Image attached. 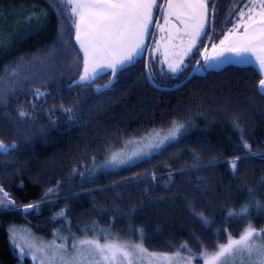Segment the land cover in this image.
Returning <instances> with one entry per match:
<instances>
[{
  "label": "trees",
  "instance_id": "1",
  "mask_svg": "<svg viewBox=\"0 0 264 264\" xmlns=\"http://www.w3.org/2000/svg\"><path fill=\"white\" fill-rule=\"evenodd\" d=\"M228 2L222 6L226 8ZM21 4L34 14L47 15L41 16L39 27L31 20L22 40H15L10 28L2 30L0 36L11 38V43L1 48L0 77L19 57L38 51L46 55L57 44L59 21L49 0H0V10ZM220 4L216 28L224 24L218 17ZM59 46L61 59L52 60L44 75L35 72L5 102L0 96V140L18 145L8 155L0 154V186L17 204L27 205L41 201L60 182L48 202L30 212L0 211V264H18L9 242L12 221L26 222L46 237L66 225L75 230L95 222L137 239L135 229L142 228L144 245L161 252H172L183 241L198 252L196 238L211 249L214 242L227 239L218 229L237 236L246 223L226 221L228 211L238 209L250 194L264 203V155L245 157L241 132L234 127L238 121L243 142L252 152L264 153L260 76L250 67L235 65L221 71L189 67L172 74L158 69V62L144 54L134 66L119 72L109 88L96 92L110 75L90 86L72 85L82 66L74 69L71 62L76 54L70 58ZM146 63L154 80L144 75ZM39 75L43 76L36 78ZM37 89H47V95L36 97ZM62 108L73 110L66 114ZM21 111L26 115L21 116ZM191 120L197 127L149 156L124 167L95 169L97 161L112 148H122L129 138L167 130L173 121ZM235 157L244 158L233 173L225 161ZM17 165L23 167L11 173ZM62 209L65 217L57 216ZM193 212L213 220L210 229L202 227ZM249 219L263 225L264 211L253 210Z\"/></svg>",
  "mask_w": 264,
  "mask_h": 264
},
{
  "label": "snow or ice",
  "instance_id": "2",
  "mask_svg": "<svg viewBox=\"0 0 264 264\" xmlns=\"http://www.w3.org/2000/svg\"><path fill=\"white\" fill-rule=\"evenodd\" d=\"M49 3L59 21L58 46L62 45L70 58L74 52L76 65L82 66V73L78 80L72 81V85L90 86L110 72L108 83L98 86L95 91L109 88L119 72L134 66L142 58L147 47L145 38L153 31L150 25L155 21L156 29L165 33L161 37V41H166L162 63L167 65L169 73L176 74L186 67H193L191 60L196 57L200 58L195 59L194 71L215 70L224 65L251 66L261 76L257 92L264 96V0H235L227 13V22L231 23V27L226 28L218 44L211 43L210 49L205 38L211 42L215 33L217 0H165L164 5L159 0H49ZM156 11L161 13L163 24L156 20ZM46 15L41 12L27 19L36 20L39 27L43 23L41 16ZM10 43L11 38L0 36V48ZM160 47L161 42L157 41L156 51ZM152 63H155L154 58ZM144 75L149 81L154 80L149 63L145 64ZM34 95L42 98L47 95V89H37ZM61 110L70 114L73 109ZM20 115L26 113L21 111ZM234 127L241 132L245 157L264 155L252 152L251 146L243 142V129L238 121L234 122ZM183 128L182 123L173 121L163 135L154 131L148 137L141 138L148 142L140 152H134L127 159L113 153L102 167L123 165L134 157L150 154L152 149L175 140ZM17 147L16 142L5 144L0 141V154L8 155ZM242 158L225 161L233 173L237 171L238 161ZM151 179L157 177L152 176ZM59 183L57 187L49 188L41 201L27 205L17 204L0 186V211L15 209L30 212L40 203L48 202V198L58 190ZM253 210L264 211V203L256 201L255 195L250 194L248 201L238 209L228 211L225 217L230 223H246L238 237H233L227 229H218L227 237L226 242H214L209 249L196 238L200 249L198 252H194L187 241L181 242L171 253L151 252L144 245L142 228L135 229L137 241L121 240L119 234L114 235L108 229H100L91 238L69 241L56 230L54 237L62 241L57 244L55 239L45 241L30 230L13 227L9 229V242L17 250L18 264L27 258L31 259L32 264H193L197 257L202 264H264V228L258 230L251 224L249 218ZM56 215L65 217V210ZM192 215L202 227L210 229L214 223L202 212H193ZM85 227L94 229L98 225L94 222ZM182 251L189 255L182 256Z\"/></svg>",
  "mask_w": 264,
  "mask_h": 264
},
{
  "label": "rangeland",
  "instance_id": "3",
  "mask_svg": "<svg viewBox=\"0 0 264 264\" xmlns=\"http://www.w3.org/2000/svg\"><path fill=\"white\" fill-rule=\"evenodd\" d=\"M159 3L161 5H164L165 0L162 3L159 0ZM10 8L11 9L6 10V11L0 10V33L3 32L2 30H4L5 27H7V28H10L14 32V35H12V36L15 40H22V39H24L23 37L29 33L27 31L30 30V28H27L28 27L27 25H30V21L27 19V17L34 14L33 9L31 10L28 6L22 5V4L19 5L18 7H10ZM229 8H230V4H228L227 7L224 8V9H226L225 10V16L223 19H221V22H220V23H224V24L219 25V28L217 26V30H215L216 34L220 30V28L223 27L224 25L228 24L229 26H231V23L227 22V13H228ZM36 15H40V14H36ZM155 17H156V20H158L160 24L164 23L163 17L159 11H156ZM34 21H36V20H34ZM150 29H152L153 31H151L150 34L145 38V44L147 45V47L145 48L142 55H144V54L147 55L148 58L151 60V62H152V59L154 58L159 64L158 69L163 68V69L167 70V65L162 63V60H163L162 53L164 51L163 45H164V43H166V41H161V37L164 36L165 33H162L158 29H156L155 21L153 22L152 25H150ZM20 30H21V32H20ZM210 30L211 29H210V25H209V31ZM19 32H20V34H19ZM210 33H211V31H210ZM157 41L161 42V47H160L159 51H156V42ZM56 42H57V44L52 47L51 52L46 54V55H45V51H38V52H35L33 54L23 55V56L19 57L13 64L5 67L6 68L4 71L5 73L0 77V96H1L2 102H5V100L8 98V95L10 94V92L16 91L22 87V84L23 85L26 84L27 79L32 78L35 72L41 73L44 75L47 68L48 69L52 68V65H53V63L51 62L52 60L61 59L60 56L62 55V51H61L60 46H58V34H57V41ZM174 42L178 43V41H174ZM206 42H208L207 38H205V43ZM202 46L203 45H201V47ZM17 48H19V46L16 48H13V49L16 50ZM146 49H147V52H149V53L146 52ZM2 53H3V50L0 48V55ZM195 59H197V57L191 60V64L194 68H195ZM75 61H76V57H75V60L72 61L71 63L73 64V68L77 69L78 66L76 65ZM59 63L60 62H58V64ZM190 68H192V67H190ZM190 68L186 67L184 70H190ZM194 68H193V71H194ZM108 74L110 75V78H111V73L109 72ZM43 75L36 76V78H41ZM34 77H35V75H34ZM108 81L109 80H107L106 84L108 83ZM179 123H182L184 125V128L182 129L181 133L178 135V137L175 140H178L182 135L188 133L193 128L197 127L195 120H191L189 122H179ZM167 130L153 129L150 132H148L147 134H145L139 138H131V139L129 138L122 148H112L110 153L105 157V159H103L101 161H97L95 164V169L96 170L106 169L107 167H102V165L105 164L106 160H109L111 158L113 153L118 154L122 159H127L128 157H131L134 152H140L142 149H144L145 144H147L148 141L146 139H141V138L148 137L149 134L153 133L154 131H159L161 133V135H163L164 133H166ZM172 141H174V140H172ZM169 142H171V141H169ZM169 142H166L164 145H166ZM164 145H162L160 148H162ZM160 148L152 149L150 151V154L155 152V151H158ZM150 154L139 155L137 157H134L130 162L134 163V162H136V161H138L144 157L149 156ZM227 159H231V158H227ZM27 161H25L23 163V166H25L27 164ZM18 165H22V164L19 163ZM18 165L15 168H13L11 173H14L15 171H17V169L20 167ZM23 166H21L20 168H22ZM118 166H121V165H118ZM118 166H113V167H118ZM124 166L125 165L123 164V166H121V167H124ZM108 167H111V166H108ZM92 224L93 223L80 226L78 229H75V230L70 228L69 225H66L63 227L62 230L58 229L59 235L63 236V237H67L69 241H72L74 239L78 240V239H82V238H91L94 235H96V233L99 232L100 229H108L114 235L119 234V238L121 240L137 241V239L132 238L128 234H120V233L114 232L112 230V228L108 227V226H98L97 228H94V229H90V228L85 227V226H90ZM252 225L255 228H257L258 230L264 228V224L261 226L254 225V224H252ZM13 227H15L18 230L19 229L30 230V232L34 233L36 237L42 238L45 241H52L55 239V243H57V244L62 242L59 238L54 237V233L52 236L46 237V236L38 233L37 231H35L33 229V227L26 222H21V221L10 222L8 224V233H9V229L13 228ZM20 234L22 235L23 233H20ZM233 237H238V235L233 236ZM11 248L17 257V250L13 249L12 246H11ZM148 250L151 252H161V251H152L150 249H148ZM168 253H171V252H168ZM181 255L187 256V255H189V253L186 251H182ZM22 264H32V261L30 258H27V259H24L22 261ZM193 264H202V260L197 257L193 260Z\"/></svg>",
  "mask_w": 264,
  "mask_h": 264
},
{
  "label": "flooded vegetation",
  "instance_id": "4",
  "mask_svg": "<svg viewBox=\"0 0 264 264\" xmlns=\"http://www.w3.org/2000/svg\"><path fill=\"white\" fill-rule=\"evenodd\" d=\"M161 1V3L162 2H164V0H160ZM227 0H217V4L220 2L221 4H220V8H219V12H218V17H220V20L221 19H223L224 18V16H225V10L226 9H224V7L222 6V5H224L225 4V2H226ZM229 2L226 4V6L228 5V4H230V7L232 6V4L235 2V0H228ZM240 6H242V5H240ZM228 27H231V26H229L228 24L227 25H224L223 27H221L220 28V30L218 31V33L216 34V33H214V35H213V37H212V41L211 42H206V44H207V46H208V48L210 49L211 48V43H219V39H221L222 38V34L225 32V30H226V28H228ZM215 30H217V28H215ZM201 50H203V46L201 47ZM146 52H147V49H146ZM151 54V53H150ZM200 57H197V59H199ZM247 67H250V68H252L251 66H247ZM260 79H261V76H260Z\"/></svg>",
  "mask_w": 264,
  "mask_h": 264
},
{
  "label": "water",
  "instance_id": "5",
  "mask_svg": "<svg viewBox=\"0 0 264 264\" xmlns=\"http://www.w3.org/2000/svg\"><path fill=\"white\" fill-rule=\"evenodd\" d=\"M227 66H230V65H224V66H221V68L215 69V70H212V71H221L222 69H224ZM235 66H239V65H235ZM239 67H244V66H239Z\"/></svg>",
  "mask_w": 264,
  "mask_h": 264
},
{
  "label": "bare ground",
  "instance_id": "6",
  "mask_svg": "<svg viewBox=\"0 0 264 264\" xmlns=\"http://www.w3.org/2000/svg\"><path fill=\"white\" fill-rule=\"evenodd\" d=\"M150 56V55H149ZM51 198V197H50ZM41 233V232H40Z\"/></svg>",
  "mask_w": 264,
  "mask_h": 264
}]
</instances>
